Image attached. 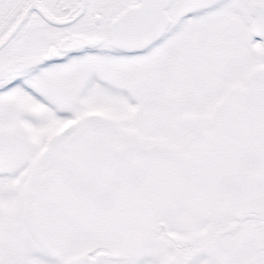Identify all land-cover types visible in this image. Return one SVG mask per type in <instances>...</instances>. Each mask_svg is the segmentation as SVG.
I'll return each mask as SVG.
<instances>
[{
  "label": "snow or ice",
  "instance_id": "snow-or-ice-1",
  "mask_svg": "<svg viewBox=\"0 0 264 264\" xmlns=\"http://www.w3.org/2000/svg\"><path fill=\"white\" fill-rule=\"evenodd\" d=\"M0 264H264V0H0Z\"/></svg>",
  "mask_w": 264,
  "mask_h": 264
}]
</instances>
